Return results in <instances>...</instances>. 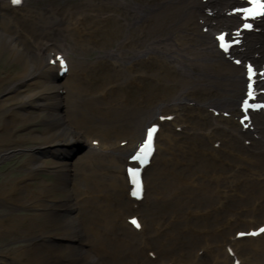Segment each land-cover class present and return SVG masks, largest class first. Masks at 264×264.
<instances>
[{
	"label": "bare ground",
	"instance_id": "obj_1",
	"mask_svg": "<svg viewBox=\"0 0 264 264\" xmlns=\"http://www.w3.org/2000/svg\"><path fill=\"white\" fill-rule=\"evenodd\" d=\"M38 2L42 3L39 9L37 8ZM84 2L85 0L77 2L76 7H69L68 5L51 7L52 5L47 6V0H25L21 7L13 8L10 0H0V51L7 48L6 51L13 57L14 64L22 67L21 72L19 71L22 79L12 83L8 90H12V99H18L20 107L33 105L46 111L48 115L50 114L48 127L43 129L41 135L32 138L34 140L42 139L44 144L37 148L36 153L29 155L30 164L35 169L46 168L40 158L42 154L49 152L55 157L49 167L57 175L53 183L39 186L36 193H33L31 187L26 188L25 184L20 187L18 193L10 192L11 190L0 193V199L11 202L13 207L20 203V206L25 205L27 209H40L36 215L30 216L32 218L21 216L22 219L27 218L29 220L28 228L24 229V233L26 238L30 240V244L20 248L15 256L13 255L11 261L0 257V264H141L139 261H142L143 264H153L156 260L168 263V261L173 262L172 256L174 254L169 255L177 247L180 251L178 250L177 259L174 258L175 262L172 264H232L233 257L230 256L228 247L233 249L234 254L243 264H264V235L256 239L222 240L229 233V230L238 226L243 227L241 221L244 218L253 215L255 217L257 214L264 218V179L259 177L264 176V171L257 172V175L254 174L256 177L252 178L235 175V177L223 176L219 177L220 179H214L212 174L209 178V165L207 163L200 166L195 165L197 160L192 157H197L199 154H189L187 156L190 158V162L187 163L189 167L177 166L179 167L178 170L172 173L167 182H160L156 185L153 196L156 201H154L155 204H151L152 208L158 212L169 213L170 217L177 218L175 221L178 223L179 218L171 214L178 213L179 215L186 210L184 208L187 206L190 208L189 211H193L198 207L197 203H205L202 208L205 210L223 198L221 191L228 193L230 190H234L239 196L229 197L227 204L222 208L228 210L229 216L234 217V222L230 223L224 219L223 226L226 227L221 230L220 235L215 236L216 238L210 234L189 235L186 239L175 240L174 246L170 247L168 245L163 247L165 242H160L153 237L152 235L157 234L154 231L150 234L142 233L139 236L141 242H145L148 235L155 239L156 257H152L148 249L149 245L143 247L147 256L141 254L139 251L141 247L135 237L137 231L132 230L129 224H125L119 219V214L114 212L115 206H107L101 209V202L96 204L92 203L91 199L81 197L88 196V190L93 189L95 198L100 200L102 195L105 196L102 188H107L112 194L115 193L117 199L123 195L127 196L128 186L124 177L123 166L125 159L122 160L121 158L123 155L126 156V152L132 148V145L127 144L121 148L112 143L105 150L101 147L106 144H101L100 141L94 150L88 146V152L80 156L73 166H70L71 163L65 159V156H69L68 154L75 145H87L92 137H102L108 133H115L117 136L114 135L111 139L103 138V140L112 142L121 134L140 136L145 121L161 115L156 112L166 109V105L163 104L164 101L173 102L170 109L172 111L184 106L183 101L190 95L191 90L188 82L184 80L181 82V77L177 75L176 79L165 84L164 80L169 74L165 71L168 66L162 64L165 63L163 60L174 64L184 76H193L190 83L194 87L192 93L196 91H202L205 94L216 92L215 97L201 101L204 106H198V111L195 112L199 113L204 110L205 117L211 119L209 115L211 108L217 110L219 108L221 111L228 112L232 109L230 113L235 120V117H238L240 113L234 109L233 103L238 96H242V88L245 83L242 77L244 69L234 66L218 52L210 32L207 31L206 38H204L205 27L210 29L225 27L231 22V18L222 14L226 8V3H222L221 0H211L205 5L206 11H211V14L199 15L198 12L194 11L195 8L188 7L189 0H162L160 2L154 1L155 3L153 0H97V9H99L97 12L98 20L95 23L99 38L108 45L106 47L97 45L96 47L91 42H86L84 35L79 36L80 33L74 38V35L68 33L69 30H65L66 24L62 23V21L72 20L73 9L81 10V3ZM107 3H111L114 6L113 11L123 17L120 24L115 19L110 21L113 24L111 29L107 28V19L104 16L107 13L105 7ZM195 4L200 5L197 0H195ZM45 9L48 13L44 12ZM60 11L62 13H59ZM75 22L78 21L75 20ZM259 25L264 28V21ZM65 34L67 37H69L68 34L71 37L67 38ZM34 37L38 41L34 40ZM49 42H53V48L48 45ZM89 49L99 51L103 58L111 61L114 68L112 74L100 75L102 73L101 68L96 67L101 72L99 76L103 80L99 76L94 77L90 66L84 64L87 53L85 50ZM53 52L55 54L63 52L69 58L72 56L77 58V61H73L70 65L68 73H72L73 76H68L67 83L58 82V66L49 63ZM253 54L258 55L255 60L259 62V65L264 63V44L260 38H247L240 49V55L243 57H253ZM154 56L159 57L160 65L155 66L153 62H149L145 64V70H142V73L145 71L147 77L151 78V82L143 81V87H138V89L134 87L132 82L129 86L127 82L125 88L119 85L123 84L125 80H133L138 60L146 57L154 58ZM197 72L198 75H196ZM107 79L109 82L106 86L111 85V100L119 107V109H115L116 112L130 116L129 120L119 119L118 115L110 114L113 110L108 114H103L106 115L102 120L103 123L88 114L80 115V108L83 107L82 98L86 96L88 89L99 88L103 83H106L104 81ZM173 81L178 84L177 88ZM200 81L206 84V87H200ZM33 82L38 84L35 87L43 88L41 90L43 93L66 89L63 97L66 101L65 115L60 112L56 113L46 103H42L39 91L23 94L19 90L21 87L34 86ZM155 86L160 88H155ZM156 90L159 92L156 93ZM156 95L160 100L158 105L154 100ZM54 96L52 95L54 100H57L56 97H60L59 94ZM4 103L6 102L0 100L1 108H4ZM5 110V113H9L8 118L4 119L6 131L13 128L17 123L26 122L36 117L27 109L21 111L6 108ZM15 113H17L16 116H14ZM141 116L144 118L142 121H138ZM222 119L224 117L221 119L212 118L213 124L209 121V127L221 126ZM252 122L260 126L256 118H253ZM172 124L175 127L187 128L182 113L176 115ZM172 124L165 129L161 128L158 133L160 137H163L162 144L166 145L164 151H168L172 145L178 144V137H176L178 134L171 133ZM223 126L229 135H233V131H236L234 132L236 137L247 134L246 138L250 141L254 140L255 132L243 131L239 123L235 125L234 129L229 124ZM209 127L204 129L203 136L198 133L196 126L190 127L191 131L186 132V140L188 142H204L207 138L211 142L221 141L222 138L216 137ZM103 130L110 131L103 132ZM6 140V136H2L0 143L6 142ZM231 144L233 142L229 145ZM84 148L86 147L84 146ZM256 148L259 147L254 149ZM9 149L4 146L0 150V159L10 154ZM257 150L262 151V148ZM63 152H65V156L62 154ZM201 159L203 162L205 161L203 157ZM251 163L264 165L263 161L252 160ZM99 165L100 167H110L112 171H101ZM159 166L160 170L152 173V177L157 176L159 178L161 172L166 170L164 162H161ZM103 174L108 176V179L102 178ZM70 180L71 186L67 182ZM221 183L225 184V188L222 190L219 186ZM55 193L63 194L57 196L54 195ZM146 199L147 196L144 195L142 203ZM128 200L132 201L130 198ZM250 201L253 205L249 204ZM220 205H222V200ZM152 208L150 209L151 212L153 211ZM133 211L138 212L139 210L133 205ZM150 211L147 209V212ZM245 212L251 214L242 218V214ZM212 214L213 212L204 217L206 220L200 223L189 220L191 218L189 215L186 221L195 223L191 224L195 228L205 227L208 225V221L214 218L218 219L217 216L211 217ZM146 222V219L142 220L141 231H144L145 226L147 228L149 225ZM245 222L249 223L250 221L245 220ZM15 225L13 223V227ZM157 225L162 226L160 223ZM0 227L8 228L2 221H0ZM10 228L13 229L12 225ZM185 229H187L186 226L183 229L179 228V231L187 234L183 232ZM46 230L59 232L48 233ZM122 234L129 235L130 239L123 240ZM208 237H213L215 243L223 241L224 249L221 252L212 250V243ZM188 248L194 251L196 249V255L186 253L185 250ZM198 250L202 251V254H198ZM63 253H68L69 259Z\"/></svg>",
	"mask_w": 264,
	"mask_h": 264
},
{
	"label": "rangeland",
	"instance_id": "obj_2",
	"mask_svg": "<svg viewBox=\"0 0 264 264\" xmlns=\"http://www.w3.org/2000/svg\"><path fill=\"white\" fill-rule=\"evenodd\" d=\"M41 1H44V0H41ZM47 1H48V3H46L47 6L52 5L51 7H60V6H66V5H68L69 7H76V3L81 1V0H47ZM96 3H97V0H95V1L94 0H85V2L83 4L81 3V10L73 9V11L71 13L72 14L71 15L72 20H67L64 22L62 21V23L66 24V26H64V24H63V26L66 27L65 30H67V31L69 30L68 33L74 35L75 36L74 38H76V36L79 33L78 28L80 25L81 32L85 33L83 35L86 38L85 39L86 42H88V43L91 42L92 45H96V47H97V45L99 47H105V46H107V44L104 43L103 41H101V39L99 38V34H97V30H96L95 21L98 20V17H97L98 11H97ZM37 4H38L37 8L39 9L41 7L42 3L38 2ZM93 4H95V5L93 6ZM105 7L107 10V13L105 16L106 17L110 16L108 18V21H107L108 28L111 29V27H113V24H111L110 21H112V19H115L117 21V23L120 24V19H119V17H118V19L115 18L116 16L113 14V13H115L113 11V9H114L113 5L108 4ZM46 9L44 10V12L48 13V11ZM59 13H62V12L60 11ZM75 20L78 22H75ZM65 35L67 37V34H65ZM68 36L69 37H67V38L71 37V35H69V34H68ZM93 39L96 42H93L92 41ZM34 40H37L36 37H34ZM73 43H74V41H73ZM51 44L54 45L53 42H51ZM96 47H95V49H96ZM6 49L3 48L2 51H0V100H3L6 102V103H4L5 104L4 108L0 107V138L2 136H6L7 140H6V142L0 143V150H2L4 146H6L7 148H10L9 149L10 154H8L6 157L0 159V193H2L3 191L9 192L10 190H11L10 192L14 191V193L15 192L18 193V190H20V187L23 184H25L26 188L31 187L33 189L32 191H34L33 193H36L39 186L41 187L43 185L45 186L46 184L53 183L54 179L57 178V175H55V172H52L51 168L49 167L52 159L55 158L51 153L46 152L45 154H42L40 161H42L45 164L46 168H42L40 170L32 167L33 165L30 164V156H29L31 154L36 153L37 148L43 146L44 141L42 139H38V140L35 139L34 140L32 138H33V136L41 135L42 134L41 132L43 131V129L45 127H48V125L50 124V114L48 115L46 111L40 109L37 106H33V105H30V106L28 105V106H25L22 108L18 105L19 104L18 99L17 100L12 99L13 98V92H12V90H8V89L12 83L19 82V80L22 79L21 74H19V71L21 72L22 67H20L17 64H14L13 57L10 55V53H8V51H6ZM95 49H89L90 51L85 50L87 53L85 55L84 64L90 66V68L92 69L91 73L93 75H95L94 77H98L99 74L101 73L97 70V68H96L97 66H99L101 68L102 73L100 75L104 76L107 73L112 74V72L114 70L110 65L105 64L104 65L105 67H104L101 64L97 63V59L100 57V52L95 50ZM69 59H70V64L73 61H77V58H73V56H72V58H69ZM139 69L142 70V68L140 66H139ZM6 76H8V77H6ZM72 76H73V74H71V77ZM138 76L141 79L137 78V80L134 81V83H135L134 86L136 88L141 87L143 85V81H145L142 78L143 76L140 75V73H138ZM100 79H101V77H100ZM101 80H103V79H101ZM67 81H68V77L65 80H63L64 83H67ZM104 82H106V83H103L100 87L98 86L99 88H97L95 90L88 89V91L86 90L87 93L85 91L86 96H84V98H82L83 107L80 108V113H81L80 115H84V113L88 114L92 118L103 123L104 121H102V120H103L104 116H106L103 114H105V113L108 114L111 110H113L110 114L118 115L117 117H119V119H123V120L128 119L129 120L131 118L130 116L123 115L121 112H116L115 109H117V108L119 109V107L113 102V100H111V97H110V91H111L110 86L111 85L106 86L109 82L108 79L105 80ZM126 82H127V80H125L123 82V84H119V85L121 87L125 88V87H127ZM33 85L34 86L21 87L19 90L23 94H29L32 92L34 93V92L39 91L40 98H42L41 99L42 103H46L56 113L60 112L62 114L64 113L63 115H65L64 111L66 108L65 107L66 101L63 97L65 96V90L66 89L62 90V92H60V93H56L54 91H48V92L43 93L41 91L43 88L35 87V85L38 86L37 83L33 82ZM155 88H160V87L155 86ZM35 89H36V91H35ZM157 92H159V91L156 90V93ZM57 94H60V97H56ZM52 95L53 96L56 95L54 97H56L57 100H54ZM157 95L154 98L155 102L158 101ZM199 98H203V96L200 95ZM139 100H140V98H139ZM6 108L21 110V111H24V109H27L31 113H34V115L36 117L34 119L26 121V122L17 123L13 128L6 131L4 128V126H5L4 125V119L8 118L7 115L9 114V113H5ZM16 114L17 113H15L14 116H16ZM143 116H144V114H143ZM143 116L138 118L139 119L138 121H140V120L142 121V119L144 118ZM133 118L135 119V117H133ZM189 118H191V117H189ZM189 118H188V120H191L192 122H198V121H196V120H198L196 118H191V119H189ZM193 119H196V120H193ZM69 125H70V123H69ZM195 126H197V125H195ZM106 131H110V130H103V132H106ZM217 134H221V133L217 132ZM114 135H116V134L115 133L114 134L108 133V135H103L102 137L97 136V137L110 138L111 139L114 137ZM118 136L119 137H116V139H118V138L123 139L124 137H128V138L133 140V139L137 138V135L131 136L128 134H121ZM186 137H187V134L180 136V138L178 137L180 141H177V142L178 143H185V142H182V140ZM115 141L118 142V140H115ZM235 144H236V146L233 147L234 154H232V152L228 153V150L219 149L217 151L219 158L222 159L223 161H228V159L238 160L242 163V165L245 166L246 169H248L247 167L254 166V167H257L258 169L262 168L261 170H263L264 165L260 166L258 164H252L251 161L253 160V161H263L264 162V151H261V150L258 151L257 149H260V148H256V149H253L252 151H254V152H252L248 148L239 145L237 142H235ZM84 146L86 148H84ZM191 146L194 149H198L195 145L186 146L183 144H174V146L172 145V148H170L168 151L163 150L162 152L158 153L154 159L155 160L154 164L147 170V172L145 174L146 180L148 182L147 191H146L147 199H146V201H144L140 205V214L143 217H145L147 224H149L147 226V233L150 234L152 231L157 233V234H154L152 236L155 237L156 239L160 240V242L164 241L165 244L163 245V247L166 245H168V247L174 246L175 240L186 239L189 235L190 236L191 235L199 236L200 234H206V235L210 234V236L215 237L216 235H220L221 230L226 227V226H222L223 223L225 222L223 220L226 219V217L229 214L228 211H226V209L220 211L219 213H216V215L213 214L211 216V217L217 216L218 217L217 220L214 218L213 220L208 221L207 226L195 228V227H193V225H191V224H195V223H190L189 220H193V222L200 223L206 219H204V216H202V215H200V216L196 215V217H191L189 220L186 221V218L188 217V215L185 216L184 212L188 211L187 210L189 208L188 206L185 207L184 209H186V210L179 213V215H178V213H174V214H176V217L179 218L178 220H180V221H178V223H176V221H175L177 218L170 217L169 213H167V212L165 213L162 211L158 212L152 208V205L155 204L154 201H156L155 198H153V196L155 195L156 185L160 182H167L171 178L170 173L172 171L176 172V170H178L179 167H177V166L184 167V168L189 167V166H187V163L190 162V158H188L187 156L189 154L196 155L198 153ZM224 147H226V146H224ZM88 150H89L88 144L87 145H78V146L75 145L73 147V150L71 149L70 153L68 154L69 155L68 157L65 156V154H64L65 152H63L62 154H63V156H65V159L71 163L70 166H73L74 163L78 160V158L80 156L84 155L85 153H87ZM200 153H202V152L200 151ZM199 155H197V157H192V158H196V160H197L195 165L200 166L201 164L207 163L209 165L208 170L210 171L212 169H215L217 171V173L219 171H221L220 173H223V172H226L228 170V168L222 162H220V161L215 162V161L211 160L210 158H204L203 156H201V154H199ZM201 157H203V159L205 160L204 162L201 159ZM161 162H164L166 164V170L161 172V176L159 178L157 176L152 177V173H154L156 170H160L159 165ZM98 167H100V165ZM193 168L195 169L194 166H193ZM100 170L101 171L106 170V172L112 171V169L110 167H106V166L100 167ZM72 175H73V173H72ZM104 177L106 179H108L107 178L108 176H105L103 174L102 178H104ZM71 180H72V178H71ZM71 180L67 181L70 186H71ZM221 185L223 186V183H221ZM102 189H103V193L105 194V196L102 195L100 200L95 198L94 193L92 192L93 189L88 190L89 191L88 196H84V197L81 196V197L83 199H91L92 203L99 204L101 202V205L103 203L102 206L100 205L101 209L105 208L107 206H110V207L115 206V208L117 207L116 209L114 208V210H115L114 212L115 213L117 212L116 214H119L118 211L121 210V208L126 210L125 208H128L130 206L128 201L126 199H124L123 196L121 198L117 199L115 193L112 194L111 192L108 191L107 188H102ZM59 193H55L54 195L59 196V195L63 194V193L62 194H59ZM75 193H77V192H75ZM237 196H239V195L238 194L232 195V197H237ZM19 204L18 205L16 204L14 206L15 207L14 208L13 204L11 202H7L6 200L4 201V200L0 199V221L4 222L5 226L8 227V228L0 227V257H4L7 260L9 259L10 261L12 260L13 255L15 256V254L18 252V250H20V248L27 247L30 244V240H28L26 238V234L24 233L25 232L24 229L28 228L29 220L27 218L22 219L21 216H29V218H32L30 216L36 215L38 213V210H40L39 208L27 209V207L25 205L20 206ZM250 204L252 205L251 201H250ZM204 205H205V203H200V204L197 203L198 208H201ZM121 206H124V207H121ZM151 208L153 209L152 212L150 211ZM147 209L150 212H147ZM247 214H251V213L245 212L242 214V216H245ZM220 218H221V220H220ZM13 223L16 224L17 226L15 225V227H13ZM159 223L162 224V226H158L157 224H159ZM230 223H232V222H230ZM214 224H216V225H214ZM255 224L256 223H254L253 225H255ZM11 225H12L13 229L10 228ZM210 225H212V226H210ZM185 226L187 229H185L183 232H185L187 234H183L182 231H179V228L183 229ZM215 226L221 227L220 230L219 231L214 230ZM205 229H207L208 231H205ZM158 230L161 232H158ZM234 230L235 229L229 230V233L227 235H225L224 239H226L229 234H233ZM47 231L48 230H46V232ZM53 231L54 232H52L50 230V231H48V233H58L59 232L57 230H53ZM48 233H46V234H48ZM122 237H123V240H129L130 239L129 235L125 236V234H122ZM153 237H150L148 235V238H149L148 240L152 244V245L150 244L152 246V250L155 251L157 249L154 246V244H155L154 240L155 239ZM208 240H212L215 243L213 237H208ZM139 246H141V245H139ZM188 249L185 250L186 253L189 251ZM178 250L180 251L179 247H177L173 252H171L170 253L171 255H169V256H172L173 254H174V256H172V257L177 256L178 252H179ZM215 250H219V249L217 247H215ZM139 251L141 252V254H144L147 256V254H145L143 248H139ZM190 251L192 253L194 252L193 250H190ZM63 254L65 255V257L67 259H69L70 255H68V253H63ZM139 262L141 264H143L142 261H139ZM158 263H161V261L156 262V264H158Z\"/></svg>",
	"mask_w": 264,
	"mask_h": 264
},
{
	"label": "snow or ice",
	"instance_id": "obj_3",
	"mask_svg": "<svg viewBox=\"0 0 264 264\" xmlns=\"http://www.w3.org/2000/svg\"><path fill=\"white\" fill-rule=\"evenodd\" d=\"M14 2H15V0H14ZM245 12L247 13V10H245ZM247 14H250V13H247ZM223 46V45H222ZM156 126L155 125H152L151 127H149L148 129H147V135L150 137V135H151V133H152V131H153V129L155 128ZM148 143H149V140L146 138L145 139V141H144V144H142L141 145V147H145L146 145H148ZM131 171V170H130ZM136 171H138V170H136ZM133 194H135V193H133ZM133 223H135V220L133 219Z\"/></svg>",
	"mask_w": 264,
	"mask_h": 264
}]
</instances>
